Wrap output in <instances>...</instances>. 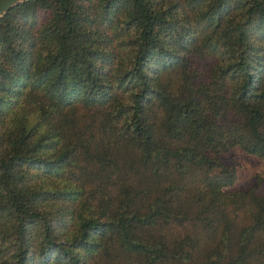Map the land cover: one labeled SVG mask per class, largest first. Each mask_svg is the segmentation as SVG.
<instances>
[{"label": "trees", "instance_id": "16d2710c", "mask_svg": "<svg viewBox=\"0 0 264 264\" xmlns=\"http://www.w3.org/2000/svg\"><path fill=\"white\" fill-rule=\"evenodd\" d=\"M264 0H28L0 18V264H264Z\"/></svg>", "mask_w": 264, "mask_h": 264}, {"label": "rangeland", "instance_id": "374dc122", "mask_svg": "<svg viewBox=\"0 0 264 264\" xmlns=\"http://www.w3.org/2000/svg\"><path fill=\"white\" fill-rule=\"evenodd\" d=\"M238 162L240 165L238 189H246L253 186L256 176L264 177V163L241 153L238 154Z\"/></svg>", "mask_w": 264, "mask_h": 264}, {"label": "water", "instance_id": "95a60500", "mask_svg": "<svg viewBox=\"0 0 264 264\" xmlns=\"http://www.w3.org/2000/svg\"><path fill=\"white\" fill-rule=\"evenodd\" d=\"M26 1L28 0H0V18L7 14L13 7Z\"/></svg>", "mask_w": 264, "mask_h": 264}]
</instances>
